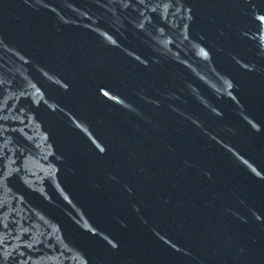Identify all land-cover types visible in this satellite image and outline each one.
Here are the masks:
<instances>
[{"label": "water", "instance_id": "1", "mask_svg": "<svg viewBox=\"0 0 264 264\" xmlns=\"http://www.w3.org/2000/svg\"><path fill=\"white\" fill-rule=\"evenodd\" d=\"M0 264H264V0H0Z\"/></svg>", "mask_w": 264, "mask_h": 264}]
</instances>
